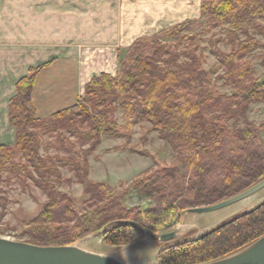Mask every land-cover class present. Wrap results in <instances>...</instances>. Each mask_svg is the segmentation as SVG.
Masks as SVG:
<instances>
[{
	"label": "trees",
	"instance_id": "16d2710c",
	"mask_svg": "<svg viewBox=\"0 0 264 264\" xmlns=\"http://www.w3.org/2000/svg\"><path fill=\"white\" fill-rule=\"evenodd\" d=\"M218 29L231 49L212 52L218 59L215 67L223 69L222 78L235 89L231 95L220 90L204 67L202 42L212 43ZM260 37L264 0H201L199 18L136 39L119 51L116 75L93 76L83 96L44 118L38 116L32 94L38 74L52 62L31 68L10 100L15 142L0 144V207L7 204L2 183L11 176L32 178L48 196L43 209L26 224L25 241L71 245L101 233L108 246L138 244L150 233L170 231L189 208L214 205L263 180L264 121L258 124L248 117L251 103L264 102V76H255L249 59L264 48ZM118 109L124 123L113 116ZM141 121L151 123L174 160L153 159L150 168L119 189L89 178V156L103 136L130 143L133 127ZM51 133L62 145L72 146L64 145L65 155L41 153L42 139ZM77 146L81 149L75 150ZM66 166L87 194L81 209L60 189L61 168ZM131 191L150 196L152 203L128 208L125 197ZM262 236L264 200L200 235L164 242L157 258L160 264H204Z\"/></svg>",
	"mask_w": 264,
	"mask_h": 264
},
{
	"label": "rangeland",
	"instance_id": "374dc122",
	"mask_svg": "<svg viewBox=\"0 0 264 264\" xmlns=\"http://www.w3.org/2000/svg\"><path fill=\"white\" fill-rule=\"evenodd\" d=\"M76 1H78L80 5L74 2H70L69 4L73 6L76 5L75 7L78 8L82 17H90L88 13L89 9H92L89 4L90 0ZM59 2H62V0H0V55L2 56L3 67L7 65V67L16 69L14 72L12 71V73H16V75H20L23 71L28 74L31 68H37L43 65L39 64L34 66L33 59L29 60L28 57L35 55V53L41 51L43 47L48 50L50 55L59 52L61 47L58 46L59 44H56L57 41L52 40L56 37L55 35H57L55 32L57 24H54V21H56L54 18L56 17L50 12L47 15L49 16L48 20H44V17L47 18V16L42 17V7H40L42 3L44 6L50 5V7H52L57 6ZM92 19L94 21V18ZM84 23L85 22L82 21L83 25H85ZM80 32L81 38L76 40L75 43V54H77L81 60H85L84 57L90 56L92 58L88 61L92 62V60H94L93 54L97 50L100 48H107L97 43L109 44V41H100L99 38H96L98 37V30L95 23L90 25L87 24L86 28L83 26ZM207 37H209V35ZM49 38L52 41H49L47 45L46 39ZM75 39L77 38L68 36L67 34V36L61 40V42H65L67 51H72ZM212 39V43L208 40L202 42L204 54L206 55L204 67L210 71L213 79L219 85L220 90L231 95L235 92V89L229 82L222 78L223 69L215 67L218 59L212 52L214 49L229 51L231 46L227 41H224L225 38L222 29L216 30ZM260 39L264 41V37H260ZM36 40L37 43H43L44 45L39 46L37 52L32 51L29 46ZM70 48L72 49L69 50ZM121 51L123 52L124 49H121ZM249 59L255 69V76H264V48H259L249 56ZM31 64H33V66H30ZM54 66L55 67L50 69L45 68L46 70L44 72H42L44 69L40 71V75L38 74L39 77L37 79L38 82H36L35 85L36 89L38 87V90L35 96L32 94V98L34 97L36 100L35 105L41 117L48 116L52 112L70 106L77 99L76 93L79 90V65L72 61L71 63L60 62V64ZM108 66L111 67V71L116 70V72H118L120 68L119 59L116 60V58H114L109 62L106 61L103 66L95 65L93 71L97 72L102 70V68L107 69ZM7 76L8 72L2 71V81L4 79L7 81ZM5 85L7 87L9 82ZM5 85L0 89H2L4 96H9L10 92L7 91ZM86 85L81 89V95H84ZM40 87L44 88L39 93ZM14 93L16 94V86L14 88ZM15 94H13V96ZM9 106L10 102L6 107L5 99H3L2 104L0 96V122L5 120V112L9 114ZM3 114L4 117L2 119ZM113 116L118 122L124 123L121 109H118ZM248 117L258 124L263 122L264 102L251 103L248 110ZM3 123H5L6 126H0V141H2L4 137L8 138L6 135L9 136L10 130L13 128L10 125L9 118ZM72 139L73 141L75 140L73 137ZM262 139L264 141V133H262ZM42 143L41 153L43 156H53L56 154L65 155L62 151L64 145L66 147H72L68 143L62 145L61 141H59L57 136L53 133L45 135L42 139ZM85 147H88V145L84 146V148ZM76 149L80 150L81 148L77 146L75 147V150ZM145 152L149 153L153 158L144 155ZM153 159L160 163H170L174 160V155L170 146L160 137L158 132L152 129L151 123L141 121L134 125L130 143H127L125 138H113L107 135L103 136L101 143L90 153L89 178L94 181L107 183L114 187V189H119L123 184H130L143 171L150 168L154 163ZM61 171L64 182L60 185V189L70 194L74 198L77 208L81 209L82 202L87 197L84 186L78 182L70 167H62ZM9 179L10 180L2 183L5 192L3 196L6 197L7 204L5 208L0 207V237L25 241L28 238L24 233L26 224L43 209L48 196L32 178L24 174L19 177L11 176ZM263 195L264 189L238 202L239 204L234 203L215 211L203 214H188L185 218L181 217L170 230L178 229V237L173 241L182 240V238L186 236L199 235L204 229L211 230L230 218V213L234 207L237 205H244L248 203V201L258 199ZM151 203L152 199L150 196L141 195L135 191H131L125 197V204L128 208L135 206L147 208ZM239 213L240 212L237 214ZM219 217H221L220 221L218 219ZM192 225H194V228H192ZM96 234L80 239L76 242L77 245L91 252L113 255L129 264H160L157 253L159 249L166 244L153 239L149 242H140L138 244L123 247H113L105 245L101 236Z\"/></svg>",
	"mask_w": 264,
	"mask_h": 264
},
{
	"label": "crops",
	"instance_id": "0c3cea01",
	"mask_svg": "<svg viewBox=\"0 0 264 264\" xmlns=\"http://www.w3.org/2000/svg\"><path fill=\"white\" fill-rule=\"evenodd\" d=\"M70 2L79 4V2L76 0H62V2H59L57 4V6H52V7H50V5L44 6L43 3L42 5H40V7H42L41 8L42 17L47 16L50 12L53 13L56 17L54 18L56 20L54 21L55 22L54 24H57V28H55V32L57 33V35H55L56 37L53 38L52 40L57 41L56 44H59L58 46H60L61 48L59 49V52L57 54L50 55L48 50H46L43 47L41 51H38V53H35V55L30 56L28 58L29 60L33 59L34 66L39 64H45L47 62H52L50 65L45 67L46 69L55 67L54 65L60 64V62L71 63L73 61L74 63L78 64L79 90L76 93L77 99L78 96L79 97L83 96L81 95L82 94L81 89L91 80L93 76L99 75L103 72L112 75H116L117 73L116 70L111 71V67L109 66L107 67V69L102 68V70L94 72L93 70L95 65L103 66L106 61L109 62L114 58L118 60L119 51H121V49H124L125 51L131 44H133V42L136 39L140 37L153 36L157 32L165 28L171 27L173 25H176L184 20L195 19L201 16V0H90L89 4L92 7V9L91 10L89 9L88 12L90 14V17H82L80 15V11H78V8L75 7L76 5L74 4L75 6H73L69 4ZM48 17L49 16H47V18L44 17V20L45 19L48 20ZM92 18H94V21ZM82 21L85 22L84 23L85 25L82 24ZM92 23L96 24V28L98 30V37L96 38H99L100 41H109V44L97 43L98 45H104L107 48H100L99 50H97L94 53L95 55L93 54L94 60L90 62L88 60L91 59L92 57L86 56V58L84 57L85 60L83 59L81 60V58H79L77 54H75L74 48H76L75 47L76 40H79L81 38L80 29H83V26L86 28L87 24L90 25ZM67 34L68 36H74V38H77L75 39L74 45L72 47L73 49L72 48L69 49V50L72 49V51L70 52L67 51L65 47V42H61V40L65 38ZM46 40H47L46 43L47 45L49 44V41H52L50 40V38ZM29 46L32 51L37 52L39 46H44V45L43 43L42 44L37 43L36 40ZM30 66H33V64H31ZM45 68H43L44 70L42 69L43 70L42 72L46 70ZM14 70L16 69L7 67V65L3 67L2 56L0 55V88L1 87L3 88V85L8 84L9 82V85L7 87L5 85L7 91L10 92L9 96H4L2 89H0L1 101L3 104V99H5L6 107L7 105H9V102L13 97V94H15L14 88L16 86L17 81L26 74V72L23 71L20 75H16V73H12V71L14 72ZM2 71L6 73L8 72L7 81L6 79L2 81L1 79ZM43 88L44 87H40L39 93ZM37 90L38 87L36 89L35 86L33 96H35ZM33 101L34 104H36V100L34 97H33ZM36 109L38 116L41 117L39 115V110L37 107ZM3 117L4 114L2 115V119ZM8 118H9V114L5 112L4 121L8 120ZM3 122L2 121L0 122V126L2 125L6 126L5 123ZM13 129L14 128L10 130L9 136L6 135L8 138L4 137V139L0 141V144H8V145L14 144L15 129L14 130ZM0 140H1V133H0ZM263 200H264V195L259 197L258 199L248 201V203H245L244 205H237L230 213V216L237 214L238 212L242 213L248 211L250 210V207L252 209L253 206L254 207L257 206ZM218 219L220 221L221 217H219ZM192 226H193L192 228H194V225ZM206 231L207 229H204L202 233ZM150 240L153 239L150 236H148L143 242H149Z\"/></svg>",
	"mask_w": 264,
	"mask_h": 264
},
{
	"label": "water",
	"instance_id": "95a60500",
	"mask_svg": "<svg viewBox=\"0 0 264 264\" xmlns=\"http://www.w3.org/2000/svg\"><path fill=\"white\" fill-rule=\"evenodd\" d=\"M264 189V179L249 189L214 205L189 208L188 214H203L238 203ZM183 218V219H184ZM184 221V220H182ZM97 233L96 235H100ZM149 236L161 243L178 237V229ZM0 264H129L113 255L91 252L75 244L38 245L0 237ZM204 264H264V236L225 258Z\"/></svg>",
	"mask_w": 264,
	"mask_h": 264
}]
</instances>
